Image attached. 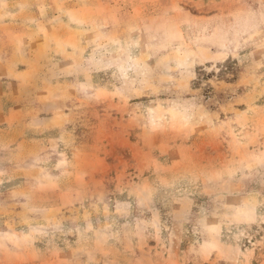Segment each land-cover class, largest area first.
<instances>
[{
  "label": "rangeland",
  "instance_id": "rangeland-1",
  "mask_svg": "<svg viewBox=\"0 0 264 264\" xmlns=\"http://www.w3.org/2000/svg\"><path fill=\"white\" fill-rule=\"evenodd\" d=\"M0 264H264V0H0Z\"/></svg>",
  "mask_w": 264,
  "mask_h": 264
}]
</instances>
